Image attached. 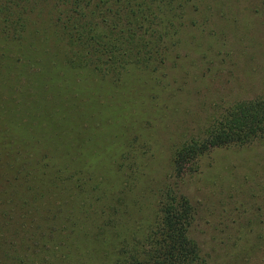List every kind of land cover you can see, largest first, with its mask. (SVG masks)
<instances>
[{
	"label": "rangeland",
	"instance_id": "1",
	"mask_svg": "<svg viewBox=\"0 0 264 264\" xmlns=\"http://www.w3.org/2000/svg\"><path fill=\"white\" fill-rule=\"evenodd\" d=\"M27 1L21 37L0 36V264H115L167 186L206 264H264V142L213 148L180 177L172 162L264 95V0H173L160 52L117 74L72 67L61 7Z\"/></svg>",
	"mask_w": 264,
	"mask_h": 264
},
{
	"label": "trees",
	"instance_id": "2",
	"mask_svg": "<svg viewBox=\"0 0 264 264\" xmlns=\"http://www.w3.org/2000/svg\"><path fill=\"white\" fill-rule=\"evenodd\" d=\"M92 1L56 0L61 10L52 25L72 67L117 74L128 64L148 63L160 52L163 32L153 26L162 21L157 11H170L173 0H97L91 5ZM28 10L27 0H0V36L19 39ZM259 141L264 142V95L233 104L204 136L184 141L174 152L173 170L180 177L213 148ZM192 217L188 198L167 186L155 223L144 237L122 241L115 264H206L189 236Z\"/></svg>",
	"mask_w": 264,
	"mask_h": 264
}]
</instances>
